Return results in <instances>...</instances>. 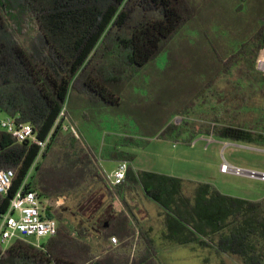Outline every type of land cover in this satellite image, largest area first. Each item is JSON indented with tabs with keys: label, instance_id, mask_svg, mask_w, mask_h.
<instances>
[{
	"label": "trees",
	"instance_id": "1",
	"mask_svg": "<svg viewBox=\"0 0 264 264\" xmlns=\"http://www.w3.org/2000/svg\"><path fill=\"white\" fill-rule=\"evenodd\" d=\"M194 47L195 58L203 51L204 69L190 75L195 85L181 93L168 117L145 107L137 111L142 96L151 97L152 81L174 74V67L180 70L177 57L184 65L188 52L187 63H192ZM262 49L264 0H219L216 9L212 0H0V112L31 125L39 141L50 136L40 153L35 144L19 143L0 129V170L14 172L9 191L0 194V218L22 186L46 200L79 198L87 207L83 213L91 215L80 228L57 217L56 235L40 248L23 240L5 249L0 245V264H159L153 241L132 225L122 195L141 185L167 209L163 195L175 199L180 194L168 184L181 181L138 176L129 167L124 183L110 190L93 146L104 134L99 158L129 163L134 155L122 149L143 147L149 137L189 143L203 135L264 144V134L230 122L226 109L208 104L217 83L243 65L248 75L260 77L264 96V76L254 65ZM161 57L166 61L162 70ZM243 86L237 83L239 90ZM166 103L161 101L160 111ZM63 108L81 124L82 133L91 135V148L54 128ZM176 115L197 116L201 122L171 124ZM147 181L165 189L150 191ZM203 188L178 221L210 243L220 264H264V200L248 202ZM96 189L109 200L118 198L124 208L114 211L110 201L98 204ZM136 230L139 240L131 257ZM112 236L120 245L109 249ZM98 240L104 244L97 246Z\"/></svg>",
	"mask_w": 264,
	"mask_h": 264
},
{
	"label": "rangeland",
	"instance_id": "2",
	"mask_svg": "<svg viewBox=\"0 0 264 264\" xmlns=\"http://www.w3.org/2000/svg\"><path fill=\"white\" fill-rule=\"evenodd\" d=\"M212 1L216 9L219 0ZM191 53L193 54V58L190 64L187 63L189 61L188 52L184 55V65H182L183 60L180 59V56L177 57L178 63L176 64H180L181 67L180 70H178V67L176 69L174 67V71L172 70L176 77H174L173 73H169V75L166 73V75H161L159 78L160 82L162 81L161 85L159 84L160 82L155 83L152 81V88V84L150 83L152 95L148 98L142 96L143 103L137 111L145 107L153 109L156 115H159L161 118L168 117L171 111L174 110L175 105H177V101L184 97L181 93L190 91L193 88L192 85H195L193 84L194 81H191L193 76L191 78L190 75H196L198 71L200 72L204 69L203 63L205 59L203 51L199 50L198 55L200 58H195L197 47H194ZM165 62V58L161 57L157 62L158 68L162 70L163 63ZM246 70L247 67L243 65L234 70L229 77H225L218 82L213 89L216 96H212L208 104L209 106L219 105L226 109L228 112L227 118L230 122L237 123L246 128H252L255 132L264 134V96L260 91V77L248 75ZM238 82L244 84L241 90L237 87ZM163 100H167V103L162 107V111H160L159 106ZM5 118V115L0 112V121ZM196 118L197 116L185 117L176 115L171 119V124L180 125L184 121L187 124L200 123L201 121ZM71 120L79 132L80 140L84 142L86 147L89 146L91 148V137H88L91 135L82 133L81 124L72 118ZM103 138L104 134L99 136L96 141L97 147H93L98 155V162L102 172L108 174L116 169L117 163L99 158ZM146 139L147 143L143 147L127 149L129 153L134 155L129 165L135 175L143 177L146 172H151L181 181L180 184L175 182L168 184L169 187L175 186L180 190V194L175 196V199L174 197L171 198L170 194L169 196L163 195V201L167 205L166 210L168 211L167 214H164L165 221H162L163 224H159L161 221L157 218V215L160 213L159 207L152 202L142 200L148 209L150 220L159 224L158 226L164 225V227H167L168 224H171L172 228L170 232L176 233L175 236L178 239L183 236V234L179 235L177 233L178 218H184L186 212H190L187 209L194 204L197 196L205 192L204 185H209L208 192L210 194L216 192L221 196L256 203L264 200L263 180L233 173H223L220 170L222 164H227L243 171L264 173V144L233 143L217 138L209 140V138L204 136L196 137L189 143L183 140L175 141L172 138L149 137ZM225 143H229V145H225ZM98 146L100 147L98 148ZM157 186L158 192L162 193L165 188L159 184ZM95 193L97 194V203H99L101 200L100 191L96 189ZM77 199L67 197L63 205L57 208L52 206L55 202L54 199L46 200L42 198V202L47 212L52 215L58 213V216L54 217L57 224L58 217L69 223L72 227H79L80 225L82 227L87 221L89 213H83L87 207L83 206L84 204H79ZM107 201H110L113 208L122 209L118 198H114L113 200L103 198V202ZM91 209L93 210L94 208L92 207ZM160 210L166 211L165 208H161ZM170 215L177 222L168 223L166 218ZM132 221L137 225V218L132 217ZM161 232L162 230L156 231L155 239L158 240ZM186 235L188 236V234ZM49 239L47 237L41 239L29 238L28 242L34 245H42ZM178 239H172L173 242H168L169 244L165 245V248L170 250L168 253H161L159 264H220V258L216 259L214 256L212 258L207 257L206 250L202 249L201 254L198 252L194 254L189 247L179 246ZM210 240L214 241V237L210 236ZM227 263L231 264L232 262L229 260Z\"/></svg>",
	"mask_w": 264,
	"mask_h": 264
},
{
	"label": "built area",
	"instance_id": "3",
	"mask_svg": "<svg viewBox=\"0 0 264 264\" xmlns=\"http://www.w3.org/2000/svg\"><path fill=\"white\" fill-rule=\"evenodd\" d=\"M255 71L264 76V49L260 50L256 62ZM59 127L63 132L73 135L77 140H80V135L77 129L72 124L71 118L66 114L65 108L60 112L54 128ZM0 129L11 135L17 142H31L39 147L40 153L43 152L49 142L50 136L45 141L37 140L33 128L29 124L17 123L15 119L6 117L0 121ZM86 146V145H85ZM99 163V162H98ZM100 167V166H99ZM129 168V163L121 161L117 164L116 169L108 174H104L101 170L106 185L110 190L120 186L124 183L126 174ZM223 173H233L242 175L243 170L231 167L227 164H222L220 167ZM249 176H256L255 172H249ZM261 180L264 181V173L261 174ZM14 172L11 170H0V194L6 195L9 191ZM65 197H59L52 205L54 208L63 205ZM47 209L44 207L42 198L36 192L25 190L22 186L11 197L7 212L0 218V245L5 249L15 240H23L27 243L29 238H51L56 235L57 221L54 218L47 216ZM139 240L138 230L133 239V246L131 250V257L134 256ZM109 243L112 246H118L119 241L115 236L109 238ZM40 248L41 245H34Z\"/></svg>",
	"mask_w": 264,
	"mask_h": 264
},
{
	"label": "crops",
	"instance_id": "4",
	"mask_svg": "<svg viewBox=\"0 0 264 264\" xmlns=\"http://www.w3.org/2000/svg\"><path fill=\"white\" fill-rule=\"evenodd\" d=\"M204 137L209 138V140H213V138L211 136H204ZM225 145H229V143H225ZM99 147L100 146H98V148ZM88 148H89V146H88ZM127 149L128 148H124L122 150L129 152ZM94 151H96V150H94ZM115 162L117 164L119 163L117 161H115ZM129 167H130V165H129ZM146 173H151V172H146ZM151 174H155V173H151ZM156 175H160V174H156ZM138 176H140V175H138ZM157 185H158L157 183H153L151 181L150 182L147 181L145 184V186L148 190L155 191V192L158 191ZM205 186H209V185H205ZM143 199L146 202H152L153 204L158 206L160 209L163 208L160 204H158L155 200H153L151 197H149L146 194L143 186H141V185H139V187H137L136 189L126 190L122 195V202H123L124 206L130 211L133 218L135 217L138 219L137 225H135L134 222L131 221L132 225L139 228V230H141L142 232L147 233L149 238H151V240L153 241V244L155 246L156 252H157V259H158V261H160L161 253H163V254L168 253L170 250V249L165 248V245L169 244L168 242H173L172 239H174V240L178 239V237L175 236L176 233L170 232V230L172 228L171 224H168L167 227H164V225L158 226L159 224H163V222L165 221L164 220V218H165L164 214H167L168 211L166 209H165L166 211H162L158 208L160 213L157 215V218L159 219V221H161V223L156 224V223H154V221L150 220V215L148 213V209H147L146 205L143 204V201H142ZM111 207L114 211H119V209L113 208L112 205H111ZM123 208L124 207L122 205V209ZM166 219H167L168 223L177 222L171 215L168 216V218H166ZM176 229L178 230V232H182L181 234H183V236L178 239L179 240L178 241L179 246L189 247L194 254H196L197 252L201 254L202 249L206 250L207 257L212 258L214 256L217 259V254L209 246L210 243L205 238H202V237L200 238L198 236V234L194 233L190 229V227H188V226H186L183 223H180L178 221ZM139 230H138V232H139ZM159 230H162V232L160 234L161 236L157 240V239H155V235H156V231H159ZM186 234H188V236ZM203 243H209V244L203 245ZM103 244H104V242H102L101 240H98V242L96 243L97 246H102ZM118 245H120V243ZM107 247L109 249H114L118 246L110 245L109 240H108Z\"/></svg>",
	"mask_w": 264,
	"mask_h": 264
},
{
	"label": "flooded vegetation",
	"instance_id": "5",
	"mask_svg": "<svg viewBox=\"0 0 264 264\" xmlns=\"http://www.w3.org/2000/svg\"><path fill=\"white\" fill-rule=\"evenodd\" d=\"M103 198H105V199H108L109 200V198L104 194V195H102L101 196V200L99 201V203L98 204H100V205H102V203H103ZM106 201V200H105ZM98 204L95 206V207H97L98 206ZM91 218V215H89V216H87V221L86 222H88V220ZM85 222V223H86ZM81 227V225L79 226V227H77V228H80Z\"/></svg>",
	"mask_w": 264,
	"mask_h": 264
},
{
	"label": "water",
	"instance_id": "6",
	"mask_svg": "<svg viewBox=\"0 0 264 264\" xmlns=\"http://www.w3.org/2000/svg\"><path fill=\"white\" fill-rule=\"evenodd\" d=\"M249 172H250V171H244V173H243L242 175H243V176L250 177V176H249ZM261 177H262L261 174L256 173V176H253V177H250V178L262 179Z\"/></svg>",
	"mask_w": 264,
	"mask_h": 264
}]
</instances>
